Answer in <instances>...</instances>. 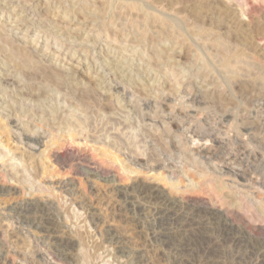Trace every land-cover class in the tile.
<instances>
[{
  "label": "rangeland",
  "instance_id": "obj_1",
  "mask_svg": "<svg viewBox=\"0 0 264 264\" xmlns=\"http://www.w3.org/2000/svg\"><path fill=\"white\" fill-rule=\"evenodd\" d=\"M139 188L195 216L189 261L264 264V0H0V264H176Z\"/></svg>",
  "mask_w": 264,
  "mask_h": 264
},
{
  "label": "bare ground",
  "instance_id": "obj_2",
  "mask_svg": "<svg viewBox=\"0 0 264 264\" xmlns=\"http://www.w3.org/2000/svg\"><path fill=\"white\" fill-rule=\"evenodd\" d=\"M108 3V2H107ZM250 7V6H249ZM90 8V7H89ZM137 9V8H136ZM96 13V12H95ZM98 18V17H97ZM227 63V62H226ZM20 94V93H19ZM37 98V97H36ZM23 105V104H22ZM179 114V113H178ZM202 121V120H201ZM72 122V121H71ZM86 126V125H85ZM54 128V127H53ZM17 135H20V133L17 132ZM22 136V135H21ZM20 139V138H19ZM27 142L29 143H36L39 144L40 139L38 137H30V136H25L23 137ZM218 141V140H217ZM194 186V185H193ZM138 187V186H137ZM136 189V188H135ZM153 189V188H152ZM158 189V188H157ZM154 188V190H148L144 188H139L141 195H148L150 198L160 201L161 206L156 207L154 211V215L152 218V234L151 238L154 241L160 242L163 244L165 247H168L171 249L172 252H174L177 257H176V264H208V261H197L192 262L187 259L184 254L192 250V246H194V242L196 240L195 235L194 237H190L188 235L189 228L193 225L195 221V216L192 215V217L189 216L187 212L184 211V206L183 204L181 205L177 201L173 202L170 201L162 191L157 190ZM220 189V188H219ZM118 193L120 196H123L125 199V205L128 206L127 208H133V209H138V210H143L144 211V205L138 201V197L132 194L127 189H119ZM139 193V191H138ZM138 195V194H136ZM143 196V195H142ZM143 199V198H142ZM149 200V199H148ZM152 201V200H151ZM145 202V201H144ZM152 203V202H151ZM155 203V202H154ZM159 203V202H158ZM146 204V203H144ZM32 206V205H31ZM34 207H20L17 208L18 214L21 215L24 219V221L32 223H38V225L43 228L46 232H50L53 229V217H50V215L46 214L45 215H39L38 213L40 212L41 209L42 211H48L49 204H38V205H33ZM147 206V205H146ZM148 207V206H147ZM214 207V206H213ZM209 210V218H208V224L210 226H219L220 229V237L221 239H216V241L219 243L220 240L222 241H230L231 243L235 244L239 248H243L247 246V243L249 241L247 233L243 231V229H239L234 225L228 217L225 216V213L223 212L222 209L220 208H213ZM209 209V208H208ZM15 210V209H14ZM146 210V209H145ZM148 210V209H147ZM150 210V209H149ZM148 210V211H149ZM50 211V210H49ZM137 211V210H136ZM43 212V213H44ZM152 213V212H151ZM150 213V214H151ZM92 214V213H91ZM139 214V213H138ZM145 214V213H144ZM143 214V215H144ZM141 215V216H143ZM140 216V217H141ZM152 216V215H151ZM199 217V215L197 216ZM145 218V217H144ZM145 220V219H144ZM199 221V220H198ZM203 222V220H201ZM206 221V220H205ZM197 222V221H196ZM200 223V222H199ZM204 223V222H203ZM202 223V224H203ZM207 223V222H206ZM149 225V223H148ZM204 225H206L204 223ZM145 227V226H144ZM147 227V226H146ZM218 227V228H219ZM148 228V227H147ZM194 228V227H193ZM206 228V227H205ZM216 228V227H215ZM149 229V228H148ZM147 229V230H148ZM199 229V228H198ZM201 229V228H200ZM199 229V230H200ZM208 229V228H206ZM194 230V229H192ZM212 230V229H211ZM210 230V231H211ZM214 230V229H213ZM55 232V231H54ZM192 233V231H190ZM194 232V231H193ZM203 232V231H202ZM212 232V231H211ZM214 232V231H213ZM212 232V233H213ZM197 233V230H196ZM199 233V232H198ZM208 233V232H207ZM210 233V232H209ZM190 234V233H189ZM195 234V233H194ZM206 234V233H205ZM198 236V234L196 235ZM52 237V236H51ZM56 238V237H55ZM54 238V239H55ZM111 238V237H110ZM115 238H111L112 240ZM65 239V238H64ZM118 239V237H117ZM214 239V238H212ZM66 240V239H65ZM62 240L57 238L56 239V244L57 246L61 247L63 251L68 252V249H71L72 247L67 243V241ZM116 240V238H115ZM248 240V241H247ZM71 241V240H70ZM112 242V241H111ZM115 242V241H114ZM116 243H119L118 241ZM155 243V242H154ZM159 243V245H160ZM223 243V242H222ZM72 244V243H70ZM221 244V243H220ZM119 245V244H117ZM162 246V245H161ZM219 245L211 246V248L207 249L209 252H213L217 250ZM249 248V247H248ZM245 250V249H244ZM260 252V251H259ZM124 253V252H123ZM128 253V252H127ZM133 253V252H132ZM206 253V252H205ZM264 253V252H263ZM65 254V253H63ZM166 254V253H165ZM241 254V250L240 253ZM170 255V254H169ZM264 255V254H263ZM130 256V255H129ZM133 256V255H132ZM201 256V255H200ZM238 256V255H237ZM131 257V256H130ZM262 257V256H261ZM173 258V256H172ZM128 259V258H127ZM136 259V258H135ZM138 260V259H137ZM257 260V259H256ZM137 263V262H136ZM139 263V262H138Z\"/></svg>",
  "mask_w": 264,
  "mask_h": 264
}]
</instances>
